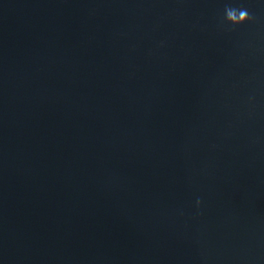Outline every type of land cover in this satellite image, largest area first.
Masks as SVG:
<instances>
[{
  "label": "water",
  "instance_id": "obj_1",
  "mask_svg": "<svg viewBox=\"0 0 264 264\" xmlns=\"http://www.w3.org/2000/svg\"><path fill=\"white\" fill-rule=\"evenodd\" d=\"M0 264H264V0H0Z\"/></svg>",
  "mask_w": 264,
  "mask_h": 264
},
{
  "label": "clouds",
  "instance_id": "obj_2",
  "mask_svg": "<svg viewBox=\"0 0 264 264\" xmlns=\"http://www.w3.org/2000/svg\"><path fill=\"white\" fill-rule=\"evenodd\" d=\"M225 19L232 24H242L245 21L252 19L247 9L226 7Z\"/></svg>",
  "mask_w": 264,
  "mask_h": 264
}]
</instances>
